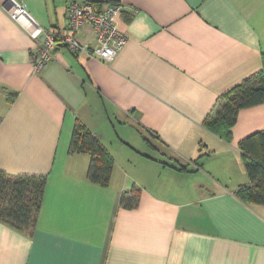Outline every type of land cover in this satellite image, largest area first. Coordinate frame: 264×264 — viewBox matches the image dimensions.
I'll use <instances>...</instances> for the list:
<instances>
[{
  "label": "crops",
  "instance_id": "1",
  "mask_svg": "<svg viewBox=\"0 0 264 264\" xmlns=\"http://www.w3.org/2000/svg\"><path fill=\"white\" fill-rule=\"evenodd\" d=\"M18 1L54 34L72 2H118L126 41L109 62L57 43L34 73L36 43L0 0V171L45 178L33 228L0 220V264H264V205L235 194L264 104L229 141L205 126L262 71L264 0ZM76 39L96 44L89 27ZM76 125L112 160L107 186L69 151Z\"/></svg>",
  "mask_w": 264,
  "mask_h": 264
},
{
  "label": "trees",
  "instance_id": "2",
  "mask_svg": "<svg viewBox=\"0 0 264 264\" xmlns=\"http://www.w3.org/2000/svg\"><path fill=\"white\" fill-rule=\"evenodd\" d=\"M84 2L96 5L93 1ZM110 3L119 5L118 2ZM260 104H264V63L254 79L243 82L220 98L214 117L205 126L229 141L238 112ZM239 148L250 185L240 187L235 194L242 202L264 205V130L244 139ZM69 151L88 154L87 179L101 186L108 185L113 162L99 141L80 125L74 129ZM44 183L43 177L10 179L0 171V220L22 231L33 228Z\"/></svg>",
  "mask_w": 264,
  "mask_h": 264
},
{
  "label": "built area",
  "instance_id": "3",
  "mask_svg": "<svg viewBox=\"0 0 264 264\" xmlns=\"http://www.w3.org/2000/svg\"><path fill=\"white\" fill-rule=\"evenodd\" d=\"M4 2L3 11L10 19L25 27L30 38L36 43L32 55L34 73L39 72L50 62L52 50L57 43L67 46L72 52L80 51L109 62L126 41V36L116 26V18L121 14L120 5H112L102 10L88 2H72L67 9L66 28L61 34H54L40 27L18 0H4ZM85 27H89L94 36L96 42L94 46L80 43L76 39L78 33Z\"/></svg>",
  "mask_w": 264,
  "mask_h": 264
}]
</instances>
